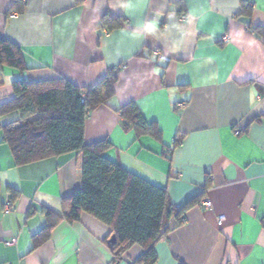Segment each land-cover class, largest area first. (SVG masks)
Segmentation results:
<instances>
[{"label":"crops","instance_id":"0c3cea01","mask_svg":"<svg viewBox=\"0 0 264 264\" xmlns=\"http://www.w3.org/2000/svg\"><path fill=\"white\" fill-rule=\"evenodd\" d=\"M242 1L0 0V38L27 66L3 68L0 105L18 78L89 88L114 69L116 94L90 112L85 143L108 140L109 160L166 188L175 206L199 198L156 241L155 264H264V0H245L250 18ZM154 49L172 61L156 62ZM129 103L159 139L124 129ZM76 158L17 165L0 129V264H141L139 245L116 260L111 228L90 214L61 219L82 183Z\"/></svg>","mask_w":264,"mask_h":264},{"label":"trees","instance_id":"16d2710c","mask_svg":"<svg viewBox=\"0 0 264 264\" xmlns=\"http://www.w3.org/2000/svg\"><path fill=\"white\" fill-rule=\"evenodd\" d=\"M242 10L250 18L252 7L245 0ZM103 23L110 24V28L113 24L124 25L112 16L103 17ZM255 30L264 39V27H255ZM4 67L22 72L27 69L22 48L0 38V86ZM117 81L114 69L89 88L63 77L37 82L15 79L12 83L15 97L0 105V129L17 165L76 153L77 166L83 173L82 183L74 193L63 198V202L69 204V211L64 212L61 219L77 222L83 213H88L109 226L111 234L116 236L115 243L107 241L116 260L139 245L144 252L137 262L155 264L158 260L156 241L172 229L171 226L183 224L187 210L200 200L194 198L183 207L175 206L166 188L109 160L105 156L112 146L108 140L85 143V124L90 112L115 96ZM119 113L124 129H134L139 136L150 134L160 138L158 128L145 120L137 104L124 105ZM180 144L181 139L177 138L174 148ZM169 151L171 153L172 149ZM53 226L49 224L40 234H49Z\"/></svg>","mask_w":264,"mask_h":264},{"label":"built area","instance_id":"2783aa9c","mask_svg":"<svg viewBox=\"0 0 264 264\" xmlns=\"http://www.w3.org/2000/svg\"><path fill=\"white\" fill-rule=\"evenodd\" d=\"M153 59L156 61V62H159L161 64H168L172 61L171 57L164 54L161 50L159 49H154L153 51ZM84 102V99L82 100ZM184 222V220H183ZM219 222L222 223V220H220Z\"/></svg>","mask_w":264,"mask_h":264},{"label":"water","instance_id":"95a60500","mask_svg":"<svg viewBox=\"0 0 264 264\" xmlns=\"http://www.w3.org/2000/svg\"><path fill=\"white\" fill-rule=\"evenodd\" d=\"M110 242H111V243H115V242H116V236H115V235H113V236L111 237Z\"/></svg>","mask_w":264,"mask_h":264}]
</instances>
